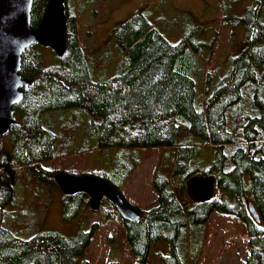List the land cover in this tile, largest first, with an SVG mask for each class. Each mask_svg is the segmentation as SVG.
<instances>
[{"label": "trees", "instance_id": "trees-1", "mask_svg": "<svg viewBox=\"0 0 264 264\" xmlns=\"http://www.w3.org/2000/svg\"><path fill=\"white\" fill-rule=\"evenodd\" d=\"M47 2L33 1V27L41 21ZM255 3L246 6L241 15L227 17L229 23L245 28L244 47L230 58L227 72L201 108L195 104L201 44L198 47L189 36L172 43L144 16L135 14L115 30L116 44L126 56L123 71L95 81L80 46L74 15L65 6V57H56L58 63L45 67L38 44L22 54L20 74L34 83L23 90L22 101L14 107L19 118L15 117L6 134L14 145L9 154L14 160H9L0 145V264H78L94 236L91 227L74 237L39 230L24 238L3 225L4 209L14 199L7 172L16 166L35 173L48 171L41 162L54 156L56 136L43 125L41 116L69 108L89 113L101 148L170 147L176 144L182 127L200 141L199 146H178L173 171L182 175L181 189H186L194 171L215 178L213 197L187 209L167 176L156 174L157 205L142 211L139 222L126 221L127 242L137 256L135 264L146 263L156 241L169 243L164 264H186L179 253V238L185 235L188 216L198 226L215 211L244 226L250 250L243 264H264V0ZM209 148L213 161L203 169L210 161ZM61 171L68 172L49 170L53 172L49 180L54 181ZM87 174L118 186L109 174L74 175ZM249 204L257 210L259 222L249 213ZM69 207L73 208L71 214ZM88 207L89 197L84 193L63 195L66 221Z\"/></svg>", "mask_w": 264, "mask_h": 264}, {"label": "rangeland", "instance_id": "rangeland-1", "mask_svg": "<svg viewBox=\"0 0 264 264\" xmlns=\"http://www.w3.org/2000/svg\"><path fill=\"white\" fill-rule=\"evenodd\" d=\"M256 0H64V6L76 23L80 46L95 81L111 79L124 68L126 56L117 46L116 28L135 14L144 16L170 42L187 36L202 50L197 55L199 78L196 107L201 108L217 82L227 72L230 58L244 47L245 28L229 23L228 16L241 15ZM258 8V4L256 5ZM264 42V41H263ZM42 66L58 63L55 52L37 45ZM18 119L19 117L16 115ZM43 125L56 136L54 156L45 158L41 167L62 169L71 174H109L128 206L139 212L154 208L157 201L153 179L163 174L172 188L185 199L187 209L195 203L185 187L182 175L174 174L178 146H199L198 137L182 127L176 144L170 147L101 148L91 125L89 113L82 108L46 111ZM10 134L0 138L7 154L14 147ZM210 161L212 150L209 148ZM59 151V155L57 152ZM9 160L14 157L9 155ZM35 173L22 166L9 169L6 179L13 186L14 199L3 212V225L19 237L29 238L39 230H56L68 237L94 227V236L78 264H135L137 256L127 242V223L114 205L103 199L96 211L89 207L70 220L63 218V193L49 176L53 172ZM67 172V173H68ZM194 171L193 175H201ZM249 211V210H248ZM73 208L69 207V214ZM250 213V212H249ZM255 220V219H254ZM138 221V222H139ZM184 236L179 238V253L186 264H243L250 245L244 226L237 219L212 212L209 219L193 226L188 216ZM169 243L154 242L145 264H164Z\"/></svg>", "mask_w": 264, "mask_h": 264}, {"label": "water", "instance_id": "water-1", "mask_svg": "<svg viewBox=\"0 0 264 264\" xmlns=\"http://www.w3.org/2000/svg\"><path fill=\"white\" fill-rule=\"evenodd\" d=\"M33 1L0 0V136L6 135L14 124V107L22 101L23 90L34 83L20 74L24 51L38 44L51 48L61 59L67 51L64 0H48L41 21L35 28L31 25ZM54 181L66 196L86 194L93 211L100 208L103 199H107L123 218L139 221V212L128 206L119 191L101 178L61 171L55 175ZM214 184L213 177L194 175L186 182V193L195 202H207L214 195ZM248 210L259 222L257 210L252 204H249Z\"/></svg>", "mask_w": 264, "mask_h": 264}, {"label": "flooded vegetation", "instance_id": "flooded-vegetation-1", "mask_svg": "<svg viewBox=\"0 0 264 264\" xmlns=\"http://www.w3.org/2000/svg\"><path fill=\"white\" fill-rule=\"evenodd\" d=\"M35 27H36V26H35ZM35 27H34V28H35Z\"/></svg>", "mask_w": 264, "mask_h": 264}, {"label": "bare ground", "instance_id": "bare-ground-1", "mask_svg": "<svg viewBox=\"0 0 264 264\" xmlns=\"http://www.w3.org/2000/svg\"><path fill=\"white\" fill-rule=\"evenodd\" d=\"M100 187V186H99Z\"/></svg>", "mask_w": 264, "mask_h": 264}]
</instances>
